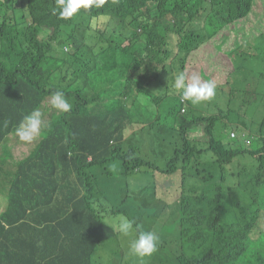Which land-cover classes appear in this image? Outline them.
I'll return each instance as SVG.
<instances>
[{"label": "trees", "instance_id": "trees-1", "mask_svg": "<svg viewBox=\"0 0 264 264\" xmlns=\"http://www.w3.org/2000/svg\"><path fill=\"white\" fill-rule=\"evenodd\" d=\"M54 7L56 0H0V172L8 175H0L5 206L8 199L0 214V264H93L98 245L117 234L102 222L97 210L103 205L101 198L107 196L97 167L115 162L126 173L143 166L165 175L181 172V194L174 203L157 193L139 191L126 193L120 204L112 202L114 207L106 211L115 216L121 213L136 224L148 215L160 218L159 228L177 241L175 246L161 244L151 264H237L242 256L240 241L231 244L228 232H235L236 239L249 240L264 204V196L258 199L261 189L264 195V117L258 148H252L254 137L245 126L241 142L247 148L228 147L214 133L218 117L186 118L189 102L181 101L174 88L176 93L157 99L177 96L178 105L168 112L161 109L154 123L142 127L153 130L152 148L164 152V166L138 155V147L128 144L125 131L143 114L135 110L136 96L153 101L144 87L143 71L154 72L160 87L168 82L174 85L175 75L186 70L188 56L234 21L244 19L254 0H105L102 7L81 9L71 19L53 15ZM99 18L112 30H93ZM88 31L98 35L88 36ZM253 51L252 47L243 54L238 71L247 69L244 59L257 56ZM104 74L106 79H102ZM56 91L65 94L71 111L62 113L51 107L46 118L42 110L48 127L32 143L21 142L15 132L23 118L41 109ZM130 108L135 113L132 117ZM168 118H177L178 126L174 134L161 138ZM199 121L207 122L205 141L189 137ZM64 125L70 126L67 136H63ZM43 136L50 141L49 148L44 141L39 145L40 155H34V149L30 157L29 153L6 167L14 151H29ZM13 137L23 145L10 146ZM62 140L66 143L57 145ZM238 156L255 158L254 169L231 174L229 166ZM31 161L66 163L78 178L95 182L89 183L94 196L86 187L85 193L73 197V212L32 215L37 198ZM224 198L235 206L223 218ZM241 204L243 211L238 209ZM89 225L103 228L105 234L100 237L97 228Z\"/></svg>", "mask_w": 264, "mask_h": 264}, {"label": "rangeland", "instance_id": "rangeland-1", "mask_svg": "<svg viewBox=\"0 0 264 264\" xmlns=\"http://www.w3.org/2000/svg\"><path fill=\"white\" fill-rule=\"evenodd\" d=\"M107 21L99 18L93 23L92 29H105L111 31L113 27L106 28ZM82 28L78 29L79 33ZM246 30L247 33L241 32ZM246 36V42L242 41L240 36ZM95 40L100 41L97 37ZM172 46H175L176 39L172 37ZM207 45V46H206ZM209 45V46H208ZM205 46V54L200 55V59H191L186 61V74L193 73L201 76L204 80H214L216 84L227 79V84L216 89V95L210 101L202 102L198 105L186 103L188 112L186 118H191L200 114L218 117L215 124L214 133L217 138L221 139L228 147L246 149L241 142L242 134L245 126L249 131L247 134L254 137L252 148L256 149L260 146L259 124L264 117V0H254L252 11L241 21L237 20L228 25L221 33H219L211 41L203 44ZM202 47V46H201ZM257 56H250L244 59L247 63V69L238 71L236 65L243 57V54L250 48ZM98 50V46H96ZM195 52H192V54ZM234 53V54H233ZM145 76L144 87L151 92V99L147 96L139 94L135 98V104L143 109V114L138 116V122L132 124L126 129L127 142L138 147V155L147 158L158 166L166 164V155L160 148H152L154 143V132L151 129L143 128L141 125L154 123L157 114L161 109L167 112L172 106H177V96H170L162 101L157 99L163 94L172 95L176 93L172 82H168L166 86L160 87L161 82L156 74L150 70H144ZM104 74L102 79H106ZM131 117L135 113L131 112ZM49 110H46V118H48ZM184 114V113H182ZM181 116V114H177ZM244 122V125H242ZM207 122L199 121L189 132V137L196 141H205L208 139L206 134ZM178 126L177 118H168L164 129L161 130L160 137H166L175 133ZM156 127V126H155ZM157 128V127H156ZM235 132L237 137L231 138L230 134ZM250 132V133H249ZM246 133V132H245ZM11 145H23L13 137ZM59 143V141H58ZM60 144V143H59ZM161 146L164 145L162 141ZM35 147L34 155L41 154V149L37 145H33L29 151L22 149L13 152V158L10 159L7 168L15 165V161L21 157L28 155ZM256 165V160L250 156H238L233 165L229 166V171L237 173L239 171L251 172ZM0 166H2L0 164ZM98 178L105 183L106 189L122 187L134 191H145L150 194L157 193L158 196L169 203L177 201L181 194V172L178 171L172 175H165L157 172L155 169L143 166L136 171L126 173L123 166L119 162L107 165L106 168L97 167ZM1 177L7 178L5 170L0 172ZM234 183V182H227ZM264 188V187H263ZM263 190L258 194V199L262 198ZM7 203L4 204L2 199L0 210L6 209ZM224 209L222 216L228 215V210L234 209L235 202L224 198ZM243 211V205L238 208ZM1 214V212H0ZM103 221L110 224L119 216L111 213L102 214ZM221 222H224L222 220ZM143 230H150L159 236L158 248L161 244L175 246L177 240L173 239L171 233L162 231L159 225H162L160 218L156 215H148L142 217L138 223ZM156 224V225H155ZM167 226V225H166ZM164 229V228H162ZM170 229V226L168 227ZM178 233V229L175 228ZM228 241L235 244L240 241L242 256L237 264H264V204L260 210V216L255 228L249 232V240L245 237L235 238V232H228ZM133 237H123L118 232L116 236L98 245V251L93 258V264H151L156 252L150 257L140 258L130 252L129 242ZM157 248V250H158Z\"/></svg>", "mask_w": 264, "mask_h": 264}, {"label": "clouds", "instance_id": "clouds-1", "mask_svg": "<svg viewBox=\"0 0 264 264\" xmlns=\"http://www.w3.org/2000/svg\"><path fill=\"white\" fill-rule=\"evenodd\" d=\"M104 3L105 0H56V7H54L52 11L53 15H58L61 19H71L76 16L81 9L86 10L93 6L99 8L102 7ZM90 34L92 36L98 35L94 32L88 31L87 35L90 36ZM173 87L180 92L181 101L189 102L192 105H198L214 98L216 95L217 84L214 80H204L201 76L195 73L188 75L186 72L181 71L175 75ZM51 107L59 112L68 113L72 109V104L69 103L63 92L56 91L51 96L50 101L41 107V109H34L30 114L23 118L15 132L21 142L30 144L41 136L43 130L48 127L44 119V113L46 110H50ZM42 110L44 113H42ZM64 127L65 131L63 136H67L70 126L64 125ZM230 136L231 138L237 137L235 132H232ZM59 143L64 145L66 141L62 140L59 141ZM37 145L39 146L40 143ZM34 149L35 147L32 149L31 153ZM137 192L139 191L122 187L112 188L109 191L106 190L105 194L107 196L105 198H101L103 202L101 209L107 211L109 208L114 207L112 202L120 204L126 193ZM119 215L120 216L118 218L108 224L103 221L101 212H99L100 219L113 229V233L115 231L123 237H133L129 242V249L132 254L140 258H144L150 257L153 253H155L159 244V236L153 231L143 230L140 225L136 224L134 220L129 219L127 216L121 213H119ZM88 227L96 226L89 225ZM114 236H116L115 233L110 238ZM103 242L105 241H102V243Z\"/></svg>", "mask_w": 264, "mask_h": 264}, {"label": "crops", "instance_id": "crops-1", "mask_svg": "<svg viewBox=\"0 0 264 264\" xmlns=\"http://www.w3.org/2000/svg\"><path fill=\"white\" fill-rule=\"evenodd\" d=\"M193 52L195 53L193 54L191 53L188 60L200 59V55L205 54V46L202 45V47L198 48ZM225 84H227V79L223 82L218 83L217 86L219 85L220 88ZM135 110L138 113H142L143 111V109L138 105L135 107ZM10 139H9V143H11ZM44 141L46 142L49 148L51 146V143L50 141H46L44 139V136L42 137L39 143H42ZM15 149L17 148L15 147ZM4 153L7 156L10 155L8 149L4 150ZM30 155L31 152L29 154V157ZM0 160H2L1 152H0ZM28 165L30 168V173L35 177L34 192H35V197L37 198L36 209L34 210L32 215L37 214L38 218L44 216L46 212H57V213L73 212L75 210L73 203L76 201V199H74L73 197L78 192L85 193L87 191L86 187H88L87 193L94 196V189L90 190L89 183L92 182V184L94 185L95 182L91 179L85 180L84 178H78L75 169L67 166L66 163L51 162V161L48 162L31 161L28 162ZM29 181L32 182V178L29 179ZM1 201H2V190L0 189V203ZM97 210L101 212L102 217H103L102 214L106 213V211L102 210L101 207H97ZM3 211L4 209L0 210L1 213ZM97 234H99L101 237L105 234V230L103 228H97ZM103 241H107V239H104Z\"/></svg>", "mask_w": 264, "mask_h": 264}]
</instances>
